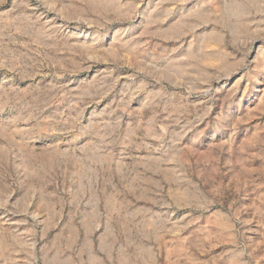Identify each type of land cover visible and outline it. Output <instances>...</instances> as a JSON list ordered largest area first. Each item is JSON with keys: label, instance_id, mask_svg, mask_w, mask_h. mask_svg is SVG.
<instances>
[{"label": "rangeland", "instance_id": "1", "mask_svg": "<svg viewBox=\"0 0 264 264\" xmlns=\"http://www.w3.org/2000/svg\"><path fill=\"white\" fill-rule=\"evenodd\" d=\"M0 264H264V0H0Z\"/></svg>", "mask_w": 264, "mask_h": 264}]
</instances>
